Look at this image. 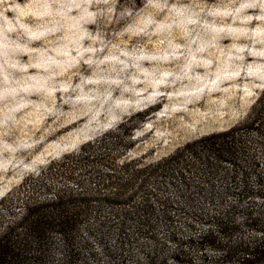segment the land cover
I'll list each match as a JSON object with an SVG mask.
<instances>
[{
  "label": "rangeland",
  "instance_id": "374dc122",
  "mask_svg": "<svg viewBox=\"0 0 264 264\" xmlns=\"http://www.w3.org/2000/svg\"><path fill=\"white\" fill-rule=\"evenodd\" d=\"M19 2L25 27L0 22V199L29 173L129 115L151 110L134 130L139 139L131 156L156 160L243 120L264 88V19H258L264 0H162L168 7L155 16L159 30L139 34L124 29L148 10L146 0H134L133 16L125 19L119 13L131 7L128 0H113L111 20L97 16L83 25L98 34L99 52L63 39L75 31L65 0ZM173 8L196 22L183 30L169 26ZM89 44L85 38L83 48ZM113 49L118 59L109 58ZM77 86L106 89L112 101L127 103L110 124L103 115L97 124L83 102L74 103Z\"/></svg>",
  "mask_w": 264,
  "mask_h": 264
},
{
  "label": "trees",
  "instance_id": "16d2710c",
  "mask_svg": "<svg viewBox=\"0 0 264 264\" xmlns=\"http://www.w3.org/2000/svg\"><path fill=\"white\" fill-rule=\"evenodd\" d=\"M150 111L0 199V264H264V88L243 120L156 160L131 156Z\"/></svg>",
  "mask_w": 264,
  "mask_h": 264
},
{
  "label": "clouds",
  "instance_id": "9594fccd",
  "mask_svg": "<svg viewBox=\"0 0 264 264\" xmlns=\"http://www.w3.org/2000/svg\"><path fill=\"white\" fill-rule=\"evenodd\" d=\"M128 3L131 7H126L121 10L119 13L121 19L133 16L132 8L135 6L134 0H128ZM61 6L67 11L68 19L73 22L71 27L75 29L70 37H64L63 39H68L69 43H71L74 48H77V50L83 49L87 52L101 51L99 47H96L98 34L93 35L85 31L83 25L95 23L97 16H106L111 20L114 12L113 0H65ZM93 6L96 7L97 11L90 10ZM167 7V3L162 2V0H146V8L148 10L137 16L133 24L125 28L124 31L134 32L135 34L146 33L147 30L153 26L159 30V25L155 16ZM22 8L23 6L19 0H0V22H2L3 25L15 24L17 28L25 27L23 21L26 17ZM9 12L12 13L11 17L8 16ZM73 12L75 15H72ZM258 19H264V16H260ZM195 22V20L183 19L179 9H172V15L169 18V26L174 25L183 30L188 23ZM123 34V32L120 33V35ZM85 38L90 41L86 49L83 48V41ZM114 52L115 49H113V52H110V59H118V57L114 55ZM125 55H127V53H125ZM89 62L91 63V61ZM98 63L104 64L105 60L101 59ZM84 83H87V81ZM95 83L99 85L101 82L96 81ZM77 89H79V95L76 96L74 103L83 102L87 112L91 114V119L96 121L97 124L100 123L98 118L102 115L106 117L110 124L117 118L115 110L119 108L122 103H127L126 101H112V94L106 89L93 88L88 92H84L81 86H77ZM146 90L147 89H145V91ZM74 91H76V89H74ZM124 91L127 92L129 89L125 87ZM102 127L106 129L108 124H103Z\"/></svg>",
  "mask_w": 264,
  "mask_h": 264
}]
</instances>
